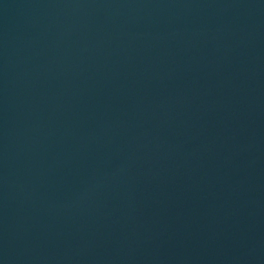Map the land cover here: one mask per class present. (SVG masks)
I'll return each instance as SVG.
<instances>
[{
	"label": "water",
	"instance_id": "95a60500",
	"mask_svg": "<svg viewBox=\"0 0 264 264\" xmlns=\"http://www.w3.org/2000/svg\"><path fill=\"white\" fill-rule=\"evenodd\" d=\"M0 264H264V0H0Z\"/></svg>",
	"mask_w": 264,
	"mask_h": 264
}]
</instances>
